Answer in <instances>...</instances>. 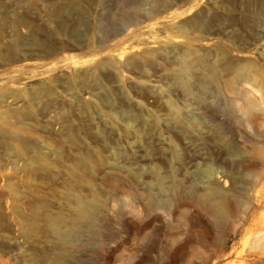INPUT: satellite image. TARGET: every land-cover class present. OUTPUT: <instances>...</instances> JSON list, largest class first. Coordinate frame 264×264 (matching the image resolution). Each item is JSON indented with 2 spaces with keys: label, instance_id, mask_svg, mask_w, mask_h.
I'll use <instances>...</instances> for the list:
<instances>
[{
  "label": "rangeland",
  "instance_id": "rangeland-1",
  "mask_svg": "<svg viewBox=\"0 0 264 264\" xmlns=\"http://www.w3.org/2000/svg\"><path fill=\"white\" fill-rule=\"evenodd\" d=\"M263 229L264 0H0V264H264Z\"/></svg>",
  "mask_w": 264,
  "mask_h": 264
},
{
  "label": "bare ground",
  "instance_id": "bare-ground-1",
  "mask_svg": "<svg viewBox=\"0 0 264 264\" xmlns=\"http://www.w3.org/2000/svg\"><path fill=\"white\" fill-rule=\"evenodd\" d=\"M10 26L12 28H16V24H11ZM178 74L181 76L179 78L180 89H182L184 92L190 91V85L186 77L189 75L187 64L182 63L180 65ZM194 199L195 201L204 203L208 207V209L216 216L221 217L225 212L228 211V205L224 201V198L220 194V192L218 190L211 189L207 185H205L204 192L201 195H195ZM95 203L96 198L94 194L88 199L83 198L80 195H76L72 202L70 217L67 220L62 219L57 215L49 217V227L52 234L54 235L52 244L54 248H60L61 246L67 244L71 240L69 239V237L73 229L76 228L84 230L86 228L88 230L93 226L95 217ZM67 223L70 226H66ZM91 234L93 235L94 233ZM151 246L152 243H150L147 247H149L150 249ZM258 246H262L260 248H264L263 243H259ZM60 257H62V255H58L54 258V260H58Z\"/></svg>",
  "mask_w": 264,
  "mask_h": 264
},
{
  "label": "water",
  "instance_id": "water-1",
  "mask_svg": "<svg viewBox=\"0 0 264 264\" xmlns=\"http://www.w3.org/2000/svg\"><path fill=\"white\" fill-rule=\"evenodd\" d=\"M171 9V7L170 8H167V9H164V10H162L160 13L161 14H164V13H166L167 11H169Z\"/></svg>",
  "mask_w": 264,
  "mask_h": 264
}]
</instances>
